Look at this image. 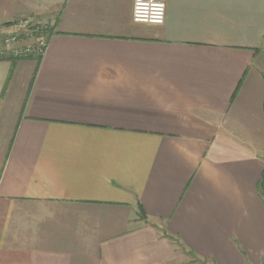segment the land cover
Listing matches in <instances>:
<instances>
[{"label":"crops","instance_id":"crops-1","mask_svg":"<svg viewBox=\"0 0 264 264\" xmlns=\"http://www.w3.org/2000/svg\"><path fill=\"white\" fill-rule=\"evenodd\" d=\"M158 1L0 0V264H264V0Z\"/></svg>","mask_w":264,"mask_h":264},{"label":"built area","instance_id":"built-area-1","mask_svg":"<svg viewBox=\"0 0 264 264\" xmlns=\"http://www.w3.org/2000/svg\"><path fill=\"white\" fill-rule=\"evenodd\" d=\"M165 4L158 0H134L132 21L140 24L162 25ZM15 31L0 37V60L2 58L40 57L47 43L48 24L24 19L13 25ZM23 40H26L24 43Z\"/></svg>","mask_w":264,"mask_h":264},{"label":"trees","instance_id":"trees-1","mask_svg":"<svg viewBox=\"0 0 264 264\" xmlns=\"http://www.w3.org/2000/svg\"><path fill=\"white\" fill-rule=\"evenodd\" d=\"M7 26H9V25H6V27H7ZM40 58H41V57H37V58H35V61H36V62H39ZM27 59H33V57H29V58H27ZM4 60H9V61H11V62L13 63L14 61H16V60H20V59H19V58H12V57H7V58L4 57V58H2L0 61H4ZM259 187L262 188V189H264V172H263V174H262V178H261V180H260V185H259ZM141 217H142L143 219L146 218L145 215H141ZM189 255H190V259H191V260H188V264H205L204 261H201V260L197 259L193 254H189Z\"/></svg>","mask_w":264,"mask_h":264},{"label":"rangeland","instance_id":"rangeland-1","mask_svg":"<svg viewBox=\"0 0 264 264\" xmlns=\"http://www.w3.org/2000/svg\"><path fill=\"white\" fill-rule=\"evenodd\" d=\"M23 41H26V40H23ZM178 252H181V253H183V254H184V252H183V251H181V250H179ZM184 258H185L186 260H191L189 257H186V256H184Z\"/></svg>","mask_w":264,"mask_h":264}]
</instances>
